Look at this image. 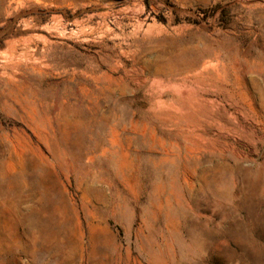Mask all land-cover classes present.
I'll list each match as a JSON object with an SVG mask.
<instances>
[{
    "label": "rangeland",
    "instance_id": "374dc122",
    "mask_svg": "<svg viewBox=\"0 0 264 264\" xmlns=\"http://www.w3.org/2000/svg\"><path fill=\"white\" fill-rule=\"evenodd\" d=\"M0 264H264V0H0Z\"/></svg>",
    "mask_w": 264,
    "mask_h": 264
}]
</instances>
